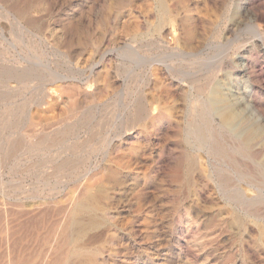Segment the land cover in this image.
<instances>
[{
    "label": "rangeland",
    "instance_id": "obj_1",
    "mask_svg": "<svg viewBox=\"0 0 264 264\" xmlns=\"http://www.w3.org/2000/svg\"><path fill=\"white\" fill-rule=\"evenodd\" d=\"M263 34L264 0H0V264H264Z\"/></svg>",
    "mask_w": 264,
    "mask_h": 264
},
{
    "label": "bare ground",
    "instance_id": "obj_2",
    "mask_svg": "<svg viewBox=\"0 0 264 264\" xmlns=\"http://www.w3.org/2000/svg\"><path fill=\"white\" fill-rule=\"evenodd\" d=\"M161 13L162 15H164L166 13V8H165V5L163 3H161ZM255 29L257 31H260V29L258 27L255 26ZM248 30V29H247ZM238 33V32H237ZM255 33V32H253ZM259 34V33H258ZM257 35V34H256ZM264 35V34H263ZM262 35V36H263ZM260 38V37H259ZM261 41H262V38H260ZM264 41V40H263ZM262 41V42H263ZM263 46V45H262ZM224 54V53H223ZM153 62V61H152ZM164 62V61H163ZM167 62V61H166ZM165 62V63H166ZM218 63V62H217ZM167 65V63H166ZM221 64H219L217 67H220ZM169 68V67H168ZM192 70V69H191ZM189 74V73H188ZM187 74V75H188ZM190 75V74H189ZM193 75V73H192ZM195 75V73H194ZM188 80L189 82L192 80V83H191V88L193 87L194 88V83L196 82V78H192L190 76H188ZM209 77V76H208ZM192 78V79H191ZM202 79V78H200ZM208 80V79H207ZM213 80V79H212ZM186 82V81H184ZM199 82V81H198ZM198 101V100H197ZM203 102V101H202ZM199 104H201L202 106L199 107ZM256 104V103H255ZM197 108H200V111L202 112V114L200 115L201 119L203 122L201 123H198L197 122V119H196V116L194 114L195 112V109ZM248 108V107H247ZM250 110V109H249ZM208 111H209V107L204 104V103H199L197 102V104L195 105L194 109H193V116H192V120L190 122V126H189V133H188V136L186 137V141L189 139L190 136H193L195 137L200 143H204L207 141V136H208V133H209V127H208ZM256 112V109L253 108L252 109V114L254 113L255 114ZM231 113H226L224 115V119L226 120L227 123H230L231 122V117H230ZM237 139L240 140V137H237ZM251 140V139H249ZM248 143L247 142H238V146L237 147H233L232 149V152H235V153H239V154H242V153H245L246 150H247V147H248ZM216 151H218L220 154L224 155V156H227L229 157V154H228V151L225 149V148H215ZM261 177L264 178V171L261 172ZM88 189V188H87ZM85 191V190H84ZM83 191V192H84ZM73 209V208H72ZM76 210H79V211H89L91 210V208L87 205V203L85 202H77L76 204ZM75 211V210H74ZM74 215V213H73ZM70 221V220H69ZM99 221L100 220H97L95 218H90L89 220L87 221H84V220H80V219H77V218H73L70 222V226H74L75 229H77V233L78 235L80 234H83L84 232H86L88 229H90L91 227H95L99 224ZM67 226V225H66ZM71 234V233H70ZM69 235V234H67ZM74 236V235H73ZM69 237H66L65 238V241H68L70 240ZM72 239V238H71ZM63 240V239H62ZM57 242V241H56ZM64 242V240H63ZM62 242V243H63ZM67 243V242H66ZM53 245V244H52ZM56 246V245H55ZM15 247V246H14ZM54 249V248H53ZM18 250V249H17ZM60 250V249H59ZM73 250V249H72ZM58 252V251H57ZM63 252L66 253V251L64 250ZM69 254V253H68ZM76 255L78 256H84V254L81 252V251H77L75 253ZM67 255V254H66ZM65 255V256H66ZM49 257V256H48ZM64 258V257H63ZM43 259V258H42ZM49 259V258H48ZM29 260V259H28ZM29 262V261H28ZM46 262V261H45ZM53 262V261H52ZM42 263V262H41ZM61 263V262H60ZM22 264V263H21Z\"/></svg>",
    "mask_w": 264,
    "mask_h": 264
}]
</instances>
